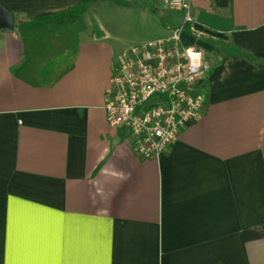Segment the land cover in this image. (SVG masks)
Returning a JSON list of instances; mask_svg holds the SVG:
<instances>
[{
  "label": "crops",
  "instance_id": "1",
  "mask_svg": "<svg viewBox=\"0 0 264 264\" xmlns=\"http://www.w3.org/2000/svg\"><path fill=\"white\" fill-rule=\"evenodd\" d=\"M99 2L0 0L29 26L87 25L41 87L14 76L24 43L0 31V264H264V0H189L204 111L156 160L107 123L120 56L88 21Z\"/></svg>",
  "mask_w": 264,
  "mask_h": 264
},
{
  "label": "built area",
  "instance_id": "2",
  "mask_svg": "<svg viewBox=\"0 0 264 264\" xmlns=\"http://www.w3.org/2000/svg\"><path fill=\"white\" fill-rule=\"evenodd\" d=\"M183 13L166 37L120 56L107 92V123L132 138L134 153L156 160L174 146L182 132L204 111L198 84L204 75L203 50L192 41L207 34L197 27L189 0H155Z\"/></svg>",
  "mask_w": 264,
  "mask_h": 264
},
{
  "label": "trees",
  "instance_id": "3",
  "mask_svg": "<svg viewBox=\"0 0 264 264\" xmlns=\"http://www.w3.org/2000/svg\"><path fill=\"white\" fill-rule=\"evenodd\" d=\"M86 29L81 16L48 26H29L24 19H16L25 52L23 62L13 69L14 76L37 87L45 85L46 74L56 70L59 58L70 60L77 55L80 34Z\"/></svg>",
  "mask_w": 264,
  "mask_h": 264
},
{
  "label": "rangeland",
  "instance_id": "4",
  "mask_svg": "<svg viewBox=\"0 0 264 264\" xmlns=\"http://www.w3.org/2000/svg\"><path fill=\"white\" fill-rule=\"evenodd\" d=\"M88 21L99 22L115 44L117 53L143 46L160 37H166L162 25L169 10L152 0H136L132 3L117 0H101Z\"/></svg>",
  "mask_w": 264,
  "mask_h": 264
},
{
  "label": "water",
  "instance_id": "5",
  "mask_svg": "<svg viewBox=\"0 0 264 264\" xmlns=\"http://www.w3.org/2000/svg\"><path fill=\"white\" fill-rule=\"evenodd\" d=\"M16 18L14 14L6 11L0 6V31H15Z\"/></svg>",
  "mask_w": 264,
  "mask_h": 264
}]
</instances>
